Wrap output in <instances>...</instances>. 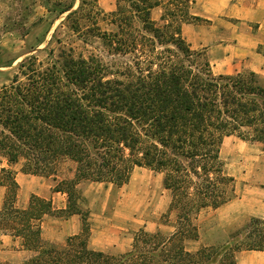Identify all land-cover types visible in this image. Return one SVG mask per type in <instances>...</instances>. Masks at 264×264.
Here are the masks:
<instances>
[{
	"label": "trees",
	"instance_id": "obj_1",
	"mask_svg": "<svg viewBox=\"0 0 264 264\" xmlns=\"http://www.w3.org/2000/svg\"><path fill=\"white\" fill-rule=\"evenodd\" d=\"M76 1L41 3L47 12L67 13L77 32L79 21L97 9V0H78L74 8ZM159 5L163 13L156 23L151 10ZM190 6V0H116L112 37L136 52L135 70L127 66L118 73L125 80L105 79L100 61L75 57L69 48L45 67L27 56L0 86V159L7 164L0 170L5 188L0 234L30 253L21 262L0 264H235L236 251L264 249V220L257 217L233 232L227 244L195 252L186 246L199 237V212L235 197V179L220 157L223 139L234 135L264 150V87L253 72L215 76L207 62L196 64L193 56L199 53L181 36L183 23L202 21ZM157 44L172 45L182 55L171 48L154 54ZM64 160L75 163L74 174L56 181L53 191L66 194L65 208L36 195L18 205L15 164L23 173L56 180ZM136 166L163 174L171 194L168 213H175L173 231L140 229L131 247L117 254L92 248L89 210L78 185L122 186ZM73 214L81 218L80 233L61 244L43 238L46 216Z\"/></svg>",
	"mask_w": 264,
	"mask_h": 264
},
{
	"label": "crops",
	"instance_id": "obj_2",
	"mask_svg": "<svg viewBox=\"0 0 264 264\" xmlns=\"http://www.w3.org/2000/svg\"><path fill=\"white\" fill-rule=\"evenodd\" d=\"M190 2V13L200 17L202 21L183 23L181 25V36L189 48L196 53H202L201 56L208 63L213 75H236L253 72L257 76L260 85L264 87V83H262L264 81V0H190ZM162 13V5L152 8L151 19L156 23H160ZM156 15H158L157 20L154 18ZM232 137L236 136L231 135L223 139L220 147V157L222 160L221 154L224 143L226 139L228 140ZM238 139L245 143L248 142L249 145H253L255 147L254 152L259 150V152L264 153L260 143ZM245 156L249 157V155ZM6 166V161L0 159V170ZM13 168L16 171L15 179L19 185L17 199L19 200V196L23 195V204L21 206H26L30 196L36 195L50 200L54 208L61 209L66 207V194L53 191V186L57 181L54 177L23 173L20 170V163L15 164ZM226 172L235 179L236 187V177L231 175L227 170ZM140 173H148V175L149 173H153L156 175L155 183H152L154 185L153 189H151V182L148 181L146 176L145 179L137 176ZM90 183L110 185L117 188L129 184L131 186L130 194L126 196L125 201L123 200L124 206L121 207L123 210H120V207H115L112 219L115 218L125 222L127 220L123 218H126L131 222V227L133 226L132 232L120 226V228L125 230L116 231V238L106 237L109 236L107 231L111 228L105 229L102 225L98 228L97 224L91 222V216H95L96 221L97 214L95 210H92L89 201L87 202L86 195L82 193L85 199L83 206L89 210L90 236L88 242L89 245L96 247L91 246L92 248L104 251L103 247L108 243L114 245L125 241L126 247L120 251L125 252L131 247L135 232L140 229L149 233L160 231L165 234L173 231V221H167L166 223L156 222L159 216H165L168 213L171 201L170 191L163 186L162 173L136 166L133 168L128 182L122 186H116L107 182ZM81 184L78 185L79 188ZM139 187L142 193L137 192ZM0 189H3V197L0 202L1 207L5 196V188L0 185ZM157 192H160V194L156 195ZM240 192L239 195H235L233 199L216 209L207 208L199 212L195 220L199 237L197 240L187 242L186 246L189 251L195 252L203 247H217L227 244L231 241L233 232L241 229L243 227L241 224L249 220L250 217L264 220V183L246 185ZM155 195L157 196L156 198ZM105 200H108V194H106ZM150 200L151 202L148 203ZM106 201H103V204ZM148 205L151 210L153 208L151 213H148ZM121 211H123V214ZM99 212L98 214L104 219V207L101 208V213ZM206 212L208 215L201 220L202 214ZM144 215L149 216L145 219ZM50 217H54L55 219L48 220L47 222L43 221L42 223V236L46 241L61 244L67 237L76 235L81 231V218L78 214L68 217ZM54 222H58L63 229L58 230L54 226L51 227L50 223ZM152 224L154 225L152 226ZM167 226L171 228L169 232L163 230ZM235 227L240 228L231 232ZM20 250L27 252L28 255L30 254L24 249L20 248ZM234 260L235 264H264V249L238 250L235 252ZM214 264H219V262H215Z\"/></svg>",
	"mask_w": 264,
	"mask_h": 264
},
{
	"label": "rangeland",
	"instance_id": "obj_3",
	"mask_svg": "<svg viewBox=\"0 0 264 264\" xmlns=\"http://www.w3.org/2000/svg\"><path fill=\"white\" fill-rule=\"evenodd\" d=\"M77 6L78 0L74 8ZM96 8L98 10L95 9L87 18L85 17L87 13L84 12L82 14L85 18L79 21L80 29L75 32L71 27V20L65 19L67 13L47 12L41 0H0V86L10 82L13 75L19 71V63L27 56H36L37 60L45 67L57 59L62 49L68 52L69 48L72 49V54L75 57L82 56L85 59L94 57L100 61V64L106 70L105 79L125 80L126 77L120 76L118 73L121 70H125L127 66L135 70L136 55L134 54L136 52H130L129 48L121 47L116 39L112 37L116 26L112 23L113 17H111L110 13L116 10V0H97ZM154 18L157 20L158 15ZM166 48H171L173 51L171 53L174 55H182L172 45L167 47L159 44L156 45L154 54H159ZM50 51L52 53L49 55ZM171 53L167 52L162 54V56H169ZM201 55L202 53L193 56L199 66H203L205 63ZM145 64L143 62L142 66L145 67ZM152 68L156 69L155 66ZM254 148L253 145H249L248 142H242L236 137L226 139L224 143L221 155L226 163V170L237 179L235 195H239L241 189L246 187V185L264 183V153L259 152V150L254 152ZM245 155H249V157ZM74 170L75 163L70 160H64L59 164L55 178L57 181L71 178ZM149 175L148 173H140L137 176L144 179L146 176L148 181L151 182V189H153L154 185L152 183H155L156 175L153 173H149ZM79 189L86 195L87 202L89 201L92 210L96 211V221L95 216H91V222L97 224L98 228L101 225L105 229L111 228L107 231L109 236L106 237L116 238V231L125 230L122 228H126L129 232L133 231V226L131 227L129 219L123 218L127 220L125 222L115 218L112 219L115 207H120V210H123V208L121 209L124 206L123 200L125 201L126 196L130 194L131 186L129 184L117 188L110 185L91 184L86 181L82 182ZM2 190L0 189V202L3 197ZM137 192L142 193L140 192V187ZM106 194H108L107 201L105 200ZM158 194L160 192L156 193V195ZM156 195L155 198L157 197ZM22 199L23 195L19 196V200L17 199V203L20 206L23 204ZM103 201H106V203L103 204ZM150 202L151 200L148 203ZM103 207L104 219L98 214L99 211L101 213V208ZM148 208V213H151L153 208L151 210L149 205ZM121 213L123 214V211ZM207 215V212L203 213L201 220L206 218ZM147 216L144 215L145 219L148 218ZM53 219L55 218L46 216L44 221L47 222ZM174 219L175 213L171 212L165 216H159L156 222L166 223L167 221H174ZM245 223L241 225L244 226ZM50 226H54L58 230L63 229L58 222L50 223ZM238 228L240 227H235L231 232ZM163 230L169 232L171 228L167 226ZM125 247L126 243L122 241L114 245L108 243L103 249L104 251L117 254L121 253L120 251ZM27 256H29L27 252L20 250L19 242L14 241L9 236L0 234V262L18 263Z\"/></svg>",
	"mask_w": 264,
	"mask_h": 264
}]
</instances>
